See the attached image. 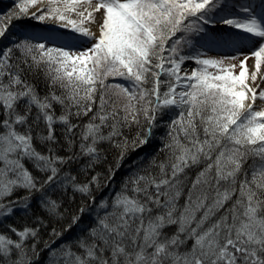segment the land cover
I'll return each mask as SVG.
<instances>
[{
	"label": "snow or ice",
	"instance_id": "6c2138e0",
	"mask_svg": "<svg viewBox=\"0 0 264 264\" xmlns=\"http://www.w3.org/2000/svg\"><path fill=\"white\" fill-rule=\"evenodd\" d=\"M4 39L0 218L39 193L60 224L53 193L68 187L95 207L56 247L87 207L52 227L51 242L42 217L8 225L0 264H34L41 244L50 264H264V0H15L0 13ZM165 115L163 158L97 202ZM109 148L112 164L96 171Z\"/></svg>",
	"mask_w": 264,
	"mask_h": 264
},
{
	"label": "trees",
	"instance_id": "16d2710c",
	"mask_svg": "<svg viewBox=\"0 0 264 264\" xmlns=\"http://www.w3.org/2000/svg\"><path fill=\"white\" fill-rule=\"evenodd\" d=\"M15 0H6L4 2H0V13L7 12L12 8L14 5ZM20 22L13 21V27L9 29L10 33L18 31V24ZM24 23H34L32 21H25ZM9 41L7 39H4L0 41V48H3L5 45H7ZM34 83L37 84V89L38 91L43 90L44 85L42 82L39 81H34ZM165 124L167 123L169 116L165 115ZM164 120L163 118L160 120ZM159 121V122H160ZM167 132V128H166ZM166 132L163 133L162 138L165 137ZM124 134L131 138L135 134V128L131 130H125ZM158 142L157 141H151L147 144V147H140L137 148L134 151H129L127 155L125 156L124 160L121 162V166L118 171H116V174L112 181L109 183L108 187L102 188L100 190L94 191V196L98 201L103 199L105 196H111L115 191H118L121 187V184L125 177L137 166L142 165V164H147L149 159L152 157H156L157 159H162L163 154L159 152V149L163 146V139ZM108 161L107 163L97 167L96 171L98 172H106L108 166L112 164L115 156H116V150L115 149H108ZM134 156L136 157V162L132 163V159ZM251 163V160L249 161ZM83 165H72L70 169H67V171H71L72 175H76L77 179L80 181H84L87 179V175L83 171H81ZM15 195V193H14ZM21 194H16V198L21 197ZM24 196V195H23ZM39 193H36L32 196L30 206L27 211L23 209H17L14 214L11 217H6L2 218L0 220V231L4 232L7 230L8 225H14L17 227L26 225V224H32L35 222L36 217H42L45 219V222L48 224V227L46 229L42 230V238L45 241H49V233L52 227H56L58 229H62V226L66 225L69 223L70 217L72 214L77 212L78 208L81 206H85L88 208V211H92V208L95 207V205L91 204V201L83 196L80 193H74L70 187L67 188V190H57L55 193H53L54 198L59 197L62 202H63V207L65 209V219H63L60 224H56L54 221H49L44 209L41 207V204L39 202ZM14 197V196H12ZM87 212V211H86ZM85 212V214H86ZM83 215L81 223L79 225L73 226V228L65 232L63 237L64 240H70L75 238L78 234L81 228L86 227L87 224L90 222L91 216L94 215L91 214L88 217H85L86 215ZM88 218V219H87ZM20 223V224H19ZM61 239H57L55 244H53V247H56L59 245V241ZM51 242V241H49ZM37 252H38V257L34 260V264H50L48 263L49 257V252L46 248H43V245H38L37 246ZM47 254V255H46ZM46 258V259H45Z\"/></svg>",
	"mask_w": 264,
	"mask_h": 264
},
{
	"label": "rangeland",
	"instance_id": "374dc122",
	"mask_svg": "<svg viewBox=\"0 0 264 264\" xmlns=\"http://www.w3.org/2000/svg\"><path fill=\"white\" fill-rule=\"evenodd\" d=\"M236 39H238V40H241V41H244V40H246L247 39V37H245V36H243V35H241V36H238V37H236ZM252 63V60H249V64H251ZM110 80H111V78H110ZM120 82H123V81H120ZM163 119L164 120H162V121H160L159 122V125L154 129V134H153V137H152V141H157L158 142V140L160 141L161 140V138H162V135H163V133L164 132H166V127H165V119H166V116H164L163 117ZM151 140H150V142H151ZM136 157L137 156H134L133 157V161H132V163H135L136 162ZM14 193H15V195H14ZM13 193V195L12 196H14V197H8L7 199H15L16 198V194H21L22 196L23 195H25L26 193L23 191V190H19V191H16V192H14ZM93 209V208H92ZM19 210V209H18ZM94 212L93 211H91L90 212V210L89 211H87L86 212V216L85 217H88V216H90L91 214H93ZM12 216V215H11ZM11 216H7V217H11ZM2 218H6V217H2ZM2 218H0V220H2ZM88 219V218H87ZM20 224V223H19ZM1 232V231H0ZM61 240L59 241V244L63 241V238H60ZM47 255V254H46ZM48 257H49V255H48ZM46 259V258H45ZM48 260V263H50V257H49V259H47Z\"/></svg>",
	"mask_w": 264,
	"mask_h": 264
}]
</instances>
